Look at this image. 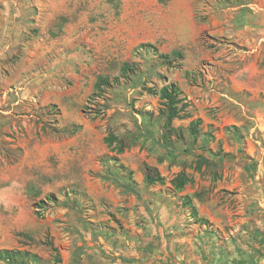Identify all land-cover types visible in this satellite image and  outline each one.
Listing matches in <instances>:
<instances>
[{"label":"rangeland","instance_id":"1","mask_svg":"<svg viewBox=\"0 0 264 264\" xmlns=\"http://www.w3.org/2000/svg\"><path fill=\"white\" fill-rule=\"evenodd\" d=\"M1 1L0 19L9 14L22 20L8 41L16 49L12 59L16 72L29 64L19 58L27 53L24 49L46 44L60 49L78 76L64 82L70 93L49 90V99L56 102L42 104L41 94L30 100L18 89L23 84H15L1 106L20 110L37 106L42 111L40 120L60 122L67 130L80 120L92 125L94 131L89 139L93 158L81 163L84 156H80L75 184L65 179L30 180L33 193L27 204L38 210L36 222L30 226V234L25 233L28 227L11 230L10 221L0 222L4 238L0 246L13 243L11 249L22 251L28 250L22 248L28 245L37 258L25 264H71L72 237L80 233L62 223L66 218L63 209L68 207L76 210L80 223L100 228L92 236V241L100 242L95 244L99 253L108 251L119 259L125 237L163 239L169 235L156 214L164 205H175L205 224L207 236L237 241L240 253H247L252 264H260L264 258V137L252 133L256 152L250 155L245 128L253 126L254 117L264 118V92L249 96L230 89L229 76L241 68L237 66L240 58L233 55L232 38L217 32L220 25L210 22L207 0L192 1V19L188 0H13L9 13L7 0L5 4ZM141 43L152 47L147 50ZM245 59V64L258 62L251 79L260 86L264 44L257 55ZM250 70L247 67L246 72ZM170 82L181 89L179 105L184 106L172 120L176 130L166 132L157 91ZM242 105L261 110L262 115L243 114ZM191 121H199L194 125L196 133L190 130ZM77 125L76 132L82 127ZM109 133L115 140L107 145L104 137ZM164 138L174 154L168 155L161 146ZM196 147H203L202 158L185 152ZM79 149L84 155L85 147ZM145 164L157 167L163 184L144 180ZM179 173L189 181L181 190H174L171 180ZM187 198L191 206L185 203ZM163 218L166 220V215ZM236 218L237 230L231 226V219ZM89 238L80 237L78 242L86 244ZM246 245L254 251L246 250ZM0 264L8 263L0 260Z\"/></svg>","mask_w":264,"mask_h":264},{"label":"crops","instance_id":"2","mask_svg":"<svg viewBox=\"0 0 264 264\" xmlns=\"http://www.w3.org/2000/svg\"><path fill=\"white\" fill-rule=\"evenodd\" d=\"M12 1L7 0V13L10 12ZM188 1L192 19L195 16L192 10L193 0ZM1 2L5 4V0ZM206 5L209 9L210 22L220 25V27L216 26L215 30L223 32L221 34L226 33L232 38L233 55L240 58L237 66L241 68L236 74L232 73L229 76L230 89L236 94L246 93L249 96L264 92V80L260 87L251 79L257 71L258 62L254 60L250 64H245L246 55L247 57L251 54L257 55L261 45L264 44V0H207ZM8 15L0 19V222L10 221L11 230L20 226L28 227L25 233L30 234V226L36 222L34 219L36 209H32L27 204L29 195L33 193L29 181L46 179L61 182L65 179L72 181L71 185L75 184L80 158L84 156L81 163H87L93 158V153H89L93 143L89 139L94 129L89 123L79 120L71 125H82L81 129L65 137L61 130L67 125L40 120L42 111L37 106H30L25 110L1 106V103L5 104L9 99L6 95L15 84H23L18 89L21 90L22 96H27L30 100L35 101L41 94L43 104L45 101L56 102L49 99L50 89L58 88L60 94L70 93L72 91L67 88L69 84L65 83L74 78L78 79L76 68L69 65L68 60L65 61L61 50L46 44H40L35 49H24L27 53L19 58L27 59L29 64L23 70L19 68L16 72L17 67L12 61L15 59L16 49L8 41L9 37L15 34V29L22 20ZM25 23L29 24L28 21ZM221 63L226 64L224 61ZM247 67L252 69L249 73L246 72ZM221 95L226 96L227 93L222 92ZM230 98L234 101L237 99L232 96ZM19 101L20 99L15 100L13 104ZM241 108L243 114L248 115V111H252L257 116L262 115L259 113L261 110L255 108L252 110L243 105ZM254 119L253 126L245 128L248 136L246 137L247 152L250 155L256 152L252 133L260 132V136L264 137V118L254 117ZM222 133L221 131L220 136L224 137ZM79 146L85 147L84 155L80 154ZM223 146L227 148V141ZM11 161H15L16 164H9ZM60 182L58 186H62ZM23 195L28 197L24 199ZM75 211L65 207L63 214L66 218L64 222L62 221L65 226L74 228L77 234L80 233L72 237L74 243L71 245L73 249L71 264H252V260L247 259L249 257L247 253H240V244L237 241L231 243L217 239L214 235L207 236L204 233L205 224H201L198 218L195 219L187 210L181 211L175 205H164L159 209L160 213L156 214L167 227L169 235L162 237L163 239L157 236L125 237V245L118 253L119 259H115L108 251L99 253L95 244L100 242L95 239L92 241L94 237L90 228L97 230L100 228L93 223L89 226L80 223L78 213ZM200 212L212 217L207 211L200 209ZM218 212L219 210L216 213ZM24 214L28 216L27 219H24L26 216ZM164 215L166 220L163 218ZM198 216L201 215L198 213ZM214 217L216 225L220 226L218 219ZM231 226L237 230L239 227L237 218L234 221L231 219ZM10 233L12 231L8 232L11 236ZM2 235L0 223V244L4 240ZM80 237L85 239L90 237L89 242L86 244L78 242ZM12 244L1 245L0 248L11 249ZM247 245L246 250L254 251L252 246ZM28 247L24 245L22 248L36 252ZM255 259L259 260L256 257ZM260 260H262L260 264H264V258Z\"/></svg>","mask_w":264,"mask_h":264},{"label":"trees","instance_id":"3","mask_svg":"<svg viewBox=\"0 0 264 264\" xmlns=\"http://www.w3.org/2000/svg\"><path fill=\"white\" fill-rule=\"evenodd\" d=\"M140 46H145L147 50H149V47H152V45L148 44V43H141ZM180 54V53H179ZM163 58H167V55H160ZM127 68V67H126ZM125 69V67H124ZM98 84V83H97ZM153 92H156V90H154ZM160 99L162 100V109L160 111V116L163 118V126L165 128V131L170 132V131H174L176 130L175 127L172 126V120L175 117L179 116V113L181 110H183V104L179 105V103L181 102V97L180 94L182 93L181 89L179 88V86L177 85V83L175 82H170L164 86H162L158 91H157ZM196 122L199 121H191L190 122V130L192 131V133H196V127L194 126ZM78 125H74L72 127V129L67 130V129H63L61 130L62 133H66V134H73L74 132H76ZM115 136L111 133H109L107 136L104 137V142L107 145H110L115 139ZM161 146L164 148L165 152L168 155H172L174 154L176 151H174L173 147H171V143L168 142L167 138L162 139V141H160ZM123 148H120V151ZM203 147H196L193 149H185V152L187 154H192L194 155L197 159L202 158L204 151H203ZM218 154V153H217ZM221 158L224 157V155L220 156ZM207 159V157H206ZM106 161L105 159L102 160V162ZM144 180L148 183V184H154V183H164V177L160 174L159 170L157 169V167L152 166V165H144ZM129 172V171H128ZM189 181V177L186 176L184 173H179L177 174L172 180H171V184L173 185L174 190H181L183 188V186ZM49 199L52 198V196L48 195ZM53 199V198H52ZM185 203H187L188 205L191 204L190 199L187 198ZM191 206V205H190ZM193 208V207H192ZM35 214L39 215L38 210H35ZM90 223L87 222V224L85 226H89ZM90 230L93 232L92 234L94 236H96L97 232H96V228H90ZM52 249L54 251H56L55 247H52ZM37 255L32 253L29 250H13V249H7V248H0V260H3L5 262H7L8 264H25L26 261H30L31 262H35L36 261V257Z\"/></svg>","mask_w":264,"mask_h":264}]
</instances>
